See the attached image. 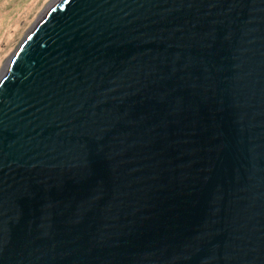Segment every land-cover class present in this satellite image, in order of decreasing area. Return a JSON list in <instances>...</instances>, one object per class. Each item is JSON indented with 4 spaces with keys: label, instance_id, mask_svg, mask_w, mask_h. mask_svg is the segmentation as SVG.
Listing matches in <instances>:
<instances>
[{
    "label": "water",
    "instance_id": "water-1",
    "mask_svg": "<svg viewBox=\"0 0 264 264\" xmlns=\"http://www.w3.org/2000/svg\"><path fill=\"white\" fill-rule=\"evenodd\" d=\"M0 264H264V0L53 2L0 76Z\"/></svg>",
    "mask_w": 264,
    "mask_h": 264
},
{
    "label": "rangeland",
    "instance_id": "rangeland-1",
    "mask_svg": "<svg viewBox=\"0 0 264 264\" xmlns=\"http://www.w3.org/2000/svg\"><path fill=\"white\" fill-rule=\"evenodd\" d=\"M53 0H0V72L15 53V49ZM30 3V4H29ZM28 5V7H27Z\"/></svg>",
    "mask_w": 264,
    "mask_h": 264
},
{
    "label": "bare ground",
    "instance_id": "bare-ground-1",
    "mask_svg": "<svg viewBox=\"0 0 264 264\" xmlns=\"http://www.w3.org/2000/svg\"><path fill=\"white\" fill-rule=\"evenodd\" d=\"M55 1H56V0H53V1L50 3V5H52V3L55 2ZM29 4H30V3H29ZM50 5H49V6H50ZM49 6H48V8H49ZM27 7H28V5H27ZM48 8H47V9H48ZM47 9H46V10H47ZM46 10H45V11H46ZM45 11H44V12H45ZM44 12H43V13H44ZM43 13H42V14H43ZM42 14H41V15H42ZM10 22H11V21H10ZM10 22H9V23H10ZM9 23H8V21H6V20L4 21V17H2L1 20H0V24L3 25V26H6V28H8ZM11 59H12V58H11ZM11 59H9V60L6 62V64L4 65V67L2 68V71L0 72V76L3 75V73L5 72V70L7 69V67L9 66V63H10Z\"/></svg>",
    "mask_w": 264,
    "mask_h": 264
}]
</instances>
